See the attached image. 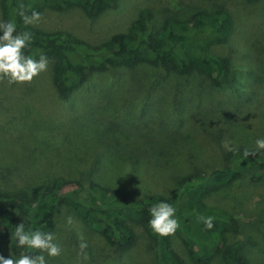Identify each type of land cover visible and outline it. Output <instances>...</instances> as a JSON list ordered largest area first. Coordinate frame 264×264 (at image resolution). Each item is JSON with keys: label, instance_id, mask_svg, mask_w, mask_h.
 <instances>
[{"label": "rangeland", "instance_id": "rangeland-1", "mask_svg": "<svg viewBox=\"0 0 264 264\" xmlns=\"http://www.w3.org/2000/svg\"><path fill=\"white\" fill-rule=\"evenodd\" d=\"M200 8H222L234 20L229 40L210 45L211 54L228 60L218 79L210 70L142 61L87 68L77 88L62 90L53 81L55 57L30 82L0 79V191L30 193L57 175L126 187L129 200L152 193L171 200L182 177L232 165L225 145L256 150L255 140L264 138V0H114L92 17L76 7L46 6L32 24L98 44L127 30L144 9L152 15L149 25H158L165 16L183 21ZM206 201L236 220V231L226 236L240 242L247 264H264V181L242 177ZM123 213L130 217L131 210ZM130 224L136 243L119 250L61 205L50 231L61 253L46 257L48 264H158L153 240L142 225ZM170 238L183 264H193L181 234ZM19 254L10 236L0 234V256ZM209 264L226 263L217 257Z\"/></svg>", "mask_w": 264, "mask_h": 264}, {"label": "trees", "instance_id": "trees-1", "mask_svg": "<svg viewBox=\"0 0 264 264\" xmlns=\"http://www.w3.org/2000/svg\"><path fill=\"white\" fill-rule=\"evenodd\" d=\"M114 0H0L2 21L15 19L17 31H29L31 43L24 50L33 58L44 53L55 57L53 81L62 90L77 88L87 68L130 66L142 61L164 68L211 71L220 78L227 70V59L211 54L210 45L229 40L234 20L224 9H198L183 21L165 16L158 25H149L152 15L148 9L140 12L127 30L112 34L98 44L89 43L65 30H49L25 24L17 12L23 5L25 15L35 9L40 12L49 6L55 10L71 7L81 9L87 16H96ZM151 27V28H150ZM234 148L226 156L231 166L212 168L206 176L186 175L180 179L181 188L173 199L163 194H145L129 200L126 187L109 188L93 179L80 181L55 176L48 183L25 191H0V234L11 236L15 226L39 228L49 232L57 225L61 205H66L109 245L119 250L132 248L137 234L130 222L143 226L156 249L158 264H183L173 247L170 235L158 236L148 226L149 209L159 201L175 208L177 232L182 236L186 258L193 264H209L220 257L226 264H247L239 252L240 242H228L227 233L236 231V220L222 208L206 201L215 190L229 188L242 177L252 182L264 181V150ZM85 191L82 193V191ZM131 210L130 217L123 213ZM212 216L213 228L205 229L200 217ZM19 249L20 254L27 253Z\"/></svg>", "mask_w": 264, "mask_h": 264}, {"label": "clouds", "instance_id": "clouds-1", "mask_svg": "<svg viewBox=\"0 0 264 264\" xmlns=\"http://www.w3.org/2000/svg\"><path fill=\"white\" fill-rule=\"evenodd\" d=\"M17 15L21 17L24 23L31 24L40 19L41 13L33 9L31 15H25L23 5ZM0 79L7 80L8 84L30 82L33 77L47 68L48 60L44 53H40L38 59L26 55L24 50L31 43V33L29 31H17L15 19L0 21ZM256 150H264V138L255 140ZM229 151L233 149L225 145ZM250 153L244 151L247 156ZM150 219L148 226L151 232L158 236L164 237L173 234L178 222L175 218V208L166 201H159L149 209ZM204 228L211 230L213 228V217H200ZM70 222V221H69ZM17 248H26L25 254L10 256L4 258L0 256V264H48L47 258L57 257L61 253V247L54 242L52 232L41 231L36 229H25L23 223L15 226L10 236ZM79 249L83 252L87 244L80 237Z\"/></svg>", "mask_w": 264, "mask_h": 264}]
</instances>
